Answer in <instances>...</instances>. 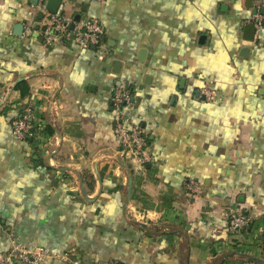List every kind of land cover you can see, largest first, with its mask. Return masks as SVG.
<instances>
[{"label":"crops","instance_id":"crops-1","mask_svg":"<svg viewBox=\"0 0 264 264\" xmlns=\"http://www.w3.org/2000/svg\"><path fill=\"white\" fill-rule=\"evenodd\" d=\"M38 2L0 0V250L12 235L75 264H264V29L243 38L245 0H62L101 22L102 45L84 47L45 43ZM117 81L146 136L140 169L117 152ZM29 105L37 133L20 140ZM232 206L248 218L236 234Z\"/></svg>","mask_w":264,"mask_h":264},{"label":"built area","instance_id":"built-area-1","mask_svg":"<svg viewBox=\"0 0 264 264\" xmlns=\"http://www.w3.org/2000/svg\"><path fill=\"white\" fill-rule=\"evenodd\" d=\"M95 1L103 3L105 0ZM38 7L42 11H47L44 0H39ZM253 7L256 8L257 13L252 15V18L248 22H253L256 19L254 26L255 36H257L258 32L264 29V13L261 14L259 12L261 8H264V0H253ZM47 14L45 27L39 32L45 43L50 45L65 38H72L81 47L102 45L103 27L98 18L85 17L76 22L67 18L58 12V10L55 13ZM33 31L38 32L37 29H33L32 24H26L23 28L25 35ZM203 94L208 100L214 97L211 91L203 90ZM129 103H131V94L128 88L122 82L117 81L111 95L114 121L113 133L119 141L117 152L125 160L131 161L135 165V168L140 169L149 160V154L146 150V136L141 126L137 124L127 126L125 124L122 110ZM33 119L34 113L31 105L26 106L21 114L11 122L13 135L20 140H24L37 133V127ZM184 187L187 192L192 194H197L199 191V185L193 179L186 180ZM228 215V231L231 234L238 233L248 223L247 216L234 206L229 208ZM10 237V247L4 251L0 250V264H47L52 261L76 263L70 258V254L67 251H52L38 244L23 245L18 243L12 235Z\"/></svg>","mask_w":264,"mask_h":264},{"label":"water","instance_id":"water-1","mask_svg":"<svg viewBox=\"0 0 264 264\" xmlns=\"http://www.w3.org/2000/svg\"><path fill=\"white\" fill-rule=\"evenodd\" d=\"M61 2H62V0H46V2H45V9L47 11H49L50 13H55L58 10ZM245 6L247 8L252 9V11H251L252 14L251 15H255L257 13L256 8L253 7V0H245ZM259 12L261 14H263L264 13V8H261ZM42 16H43L42 13H39L38 14V18L39 19H41ZM254 21L253 22L246 23L243 26V38L246 39V40L253 41L254 34H255ZM44 27L45 26H41V29L43 30ZM71 27H72V25H71ZM36 28H38V25L36 26ZM14 29H15L14 30V33L16 35H21L22 34V31H23V24L22 23H17ZM129 186H130V180H129Z\"/></svg>","mask_w":264,"mask_h":264},{"label":"trees","instance_id":"trees-1","mask_svg":"<svg viewBox=\"0 0 264 264\" xmlns=\"http://www.w3.org/2000/svg\"><path fill=\"white\" fill-rule=\"evenodd\" d=\"M14 87H15V89H19L20 90V95H21V97H23V96H25L26 94H27V90H28V85H27V83H26V80H20L19 82H17L15 85H14ZM9 107H4V108H2L1 110H0V114H4V115H6L7 114V109H8ZM18 115H20V113L18 114ZM17 115V116H18ZM16 116V117H17ZM15 118V117H14ZM13 118V119H14ZM12 119V120H13ZM12 122V121H11ZM228 214V213H227ZM228 220H229V215H228ZM115 264H123L122 262H120V261H117Z\"/></svg>","mask_w":264,"mask_h":264}]
</instances>
